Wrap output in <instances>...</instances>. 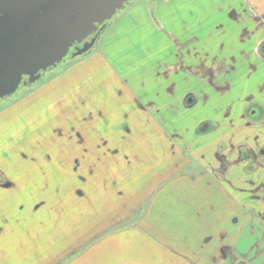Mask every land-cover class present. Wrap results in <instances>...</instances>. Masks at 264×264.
Returning <instances> with one entry per match:
<instances>
[{
	"label": "crops",
	"instance_id": "crops-1",
	"mask_svg": "<svg viewBox=\"0 0 264 264\" xmlns=\"http://www.w3.org/2000/svg\"><path fill=\"white\" fill-rule=\"evenodd\" d=\"M168 3L157 13L135 6L132 24L105 39L104 58L131 27L145 29L150 42L163 37L147 73L125 77L127 88L115 78V99L95 89L77 95L86 100L79 105V149L48 154L44 184L0 176V264H254L239 251L248 229L259 243L255 254L264 257V170H248L237 151L220 152L243 106L230 114L229 100L210 82L213 72L220 87L219 79H228L241 88L244 60L257 58L264 44V0ZM200 95L211 102L201 105ZM107 107L123 113L121 134L90 128ZM182 191L196 198V213L184 209L159 222L168 195L176 200ZM124 226L132 230H117Z\"/></svg>",
	"mask_w": 264,
	"mask_h": 264
},
{
	"label": "rangeland",
	"instance_id": "rangeland-1",
	"mask_svg": "<svg viewBox=\"0 0 264 264\" xmlns=\"http://www.w3.org/2000/svg\"><path fill=\"white\" fill-rule=\"evenodd\" d=\"M164 1L169 2L170 6L171 2L173 4L179 2V0H132L104 27L85 40V42H90L92 38H96L94 46L88 52L74 57V49H71L56 67L42 74L32 84L20 87L12 96L0 102V176L7 173L19 184H44L47 180V177H44L46 173L43 174L40 170L47 168L48 154L55 157L58 153L64 154L69 149L72 150L71 152L79 149L76 141H78L77 136L84 132L82 129L84 123L79 119L80 99L83 98L77 95L81 93V90L95 89L98 93L106 92L109 96L111 95L109 98L115 99L114 93L117 94L118 85L121 84L126 88L128 86L124 81L125 77L134 79L137 73H147L149 57L163 37L161 35L153 36V41L150 42V37L147 34H141V30L145 29L138 30L131 27L127 40L119 45L118 49L112 48L108 52V57L104 58L101 52L105 39L107 37L111 39L112 32L117 27H120L121 30L122 26L132 24L134 16H131L130 13L133 12L135 6L138 8V6L146 4L155 12L158 4ZM137 8L135 11L138 13ZM160 8L167 7L160 6ZM110 44L112 43L109 40L107 45ZM79 47H82V44ZM133 65L136 67L131 68ZM115 67L119 69V75L114 70ZM198 67L203 69L205 65L199 64ZM117 76L119 84L115 79ZM180 85L181 82L179 85L177 83V89ZM170 87L172 91L176 89L174 83ZM198 99L201 105L203 101L211 102V96L208 95H200ZM235 101L232 103L236 104ZM107 109L102 121L97 120L98 122L91 125L90 128L95 130L98 126L99 130H109L121 134L118 127L123 121V113L118 112L120 109L117 107H107ZM108 126L112 129H109ZM201 133L198 131L197 136ZM185 193L186 191L180 192L176 200L171 194L168 195L167 201L165 200L164 203L165 206L167 205L166 210L160 216L164 219H160L159 222L164 223L165 219L176 218L188 211L184 209H190L192 213L195 212L192 208L196 198L193 197L192 202L190 195ZM214 198L215 195H213ZM216 202L219 203L220 200L216 199ZM217 219H219V215H217ZM221 221L224 219L221 218ZM119 229L129 231V229L132 230V227L124 226L117 230ZM252 234L250 229L244 232L239 251L253 260L254 264H264V257H257L255 254L257 250L255 246L259 243L251 237ZM161 236L166 237L162 232ZM172 242L174 243V241ZM261 245V248H264V243Z\"/></svg>",
	"mask_w": 264,
	"mask_h": 264
},
{
	"label": "water",
	"instance_id": "water-1",
	"mask_svg": "<svg viewBox=\"0 0 264 264\" xmlns=\"http://www.w3.org/2000/svg\"><path fill=\"white\" fill-rule=\"evenodd\" d=\"M132 0H0V102L53 69ZM82 44V47L79 45Z\"/></svg>",
	"mask_w": 264,
	"mask_h": 264
},
{
	"label": "flooded vegetation",
	"instance_id": "flooded-vegetation-1",
	"mask_svg": "<svg viewBox=\"0 0 264 264\" xmlns=\"http://www.w3.org/2000/svg\"><path fill=\"white\" fill-rule=\"evenodd\" d=\"M241 20L252 22V18L241 17ZM245 33L247 30L245 29ZM249 35V34H248ZM253 35V34H250ZM257 58L247 57L243 62V71L246 78L237 90L232 87L231 80L219 79V82L224 83V87L217 85V79L212 72L210 74V82L212 91L220 95L225 94L229 100L228 109L230 114L235 108L243 106V114L241 122L236 116H232L228 124L231 134L228 142H223L220 147V152L230 153L237 151L243 159L249 160L248 170H264V44L259 49ZM239 67V66H238ZM234 69L233 66H229ZM227 78V76H225ZM233 85V84H232ZM228 95V96H227ZM230 96V97H229ZM236 100V104L232 102ZM193 102V99H190ZM243 124V125H242ZM239 136V137H238ZM231 141V142H230ZM238 142V146L235 143Z\"/></svg>",
	"mask_w": 264,
	"mask_h": 264
}]
</instances>
